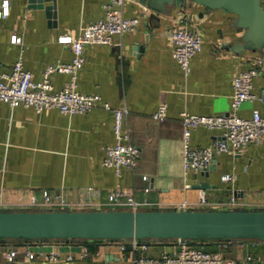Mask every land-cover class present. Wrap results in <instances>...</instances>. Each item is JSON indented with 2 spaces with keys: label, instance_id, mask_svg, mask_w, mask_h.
I'll return each mask as SVG.
<instances>
[{
  "label": "crops",
  "instance_id": "1",
  "mask_svg": "<svg viewBox=\"0 0 264 264\" xmlns=\"http://www.w3.org/2000/svg\"><path fill=\"white\" fill-rule=\"evenodd\" d=\"M101 2L54 0L52 24L44 9L28 7L26 0H7V12L0 15V72L8 71L19 53L33 80L41 77L46 64L68 62V45L57 38L73 36L79 26L99 18ZM260 3L264 9V0ZM123 15L137 16L138 24L131 31L112 35L109 44L84 47L76 90L98 94L111 108H126L122 126L138 148L135 167L115 173L101 164L102 147L113 142L110 109L97 106L65 115L55 108L37 111L0 101V210H24L31 197L42 201L43 190L50 200L60 196L68 203L89 205L82 210H93L116 189L128 190L136 200L149 203L141 209H173L184 200L190 208L214 210L215 203L230 198L236 203L232 208H264V138L234 152L216 154L210 169L183 174L181 168L180 112L226 114L233 76L256 66V58L263 57L232 49L239 34L231 25L234 15L191 0L164 13L128 0ZM182 23L200 35V48L190 56L187 73L171 54V30ZM12 34L20 38L19 43L9 41ZM66 79L65 73L50 74L54 89ZM251 83L255 97L240 104L236 113L242 117H248L252 109L264 110V58ZM160 103L164 116L154 120L151 114ZM218 133L196 127L190 131L189 145L208 146ZM222 174L232 179L221 181ZM199 201L209 205L198 206ZM82 243L89 252L85 257L78 256ZM118 243L5 239L0 240V264H130L128 251L121 252ZM174 243V239H151L147 254L157 255ZM201 243L224 258L249 255L264 264L262 239H205ZM9 248L16 250L14 262L4 258ZM25 251L32 252L33 258H26ZM51 251L56 254L54 260L45 257Z\"/></svg>",
  "mask_w": 264,
  "mask_h": 264
},
{
  "label": "built area",
  "instance_id": "2",
  "mask_svg": "<svg viewBox=\"0 0 264 264\" xmlns=\"http://www.w3.org/2000/svg\"><path fill=\"white\" fill-rule=\"evenodd\" d=\"M128 0H102V14L94 21L78 27V32L71 36L60 35L58 42L68 45L71 58L68 62H52L44 66L41 77L33 80L31 72L23 68L19 53L8 71L0 72V101L9 107L17 105L32 107L39 111L44 108H55L61 114H81L94 107L110 109L113 116V142L102 147L104 155L101 161L103 166L111 167L115 173L120 169H133L136 165L138 148L129 140V133L123 129L122 121L127 112L124 106L111 108L107 102L101 101L98 94L81 93L76 90L77 72L84 62V47L92 44H109L112 35L133 30L139 22L137 16L123 15V5ZM131 1V0H130ZM7 12V0L0 2V15ZM172 41L171 54L184 73L189 70L188 60L200 48V35L190 30L184 23L173 28L170 33ZM12 43H19L20 38L12 34L9 38ZM263 57L256 58V66L238 72L232 78V91L229 110L226 114L200 115L181 111V168L183 174L187 171L206 170L214 156L222 152H234L242 146L264 138V110L252 109L248 117L239 116L236 111L243 101L251 100L255 95L251 91V79L262 64ZM54 71L65 73L67 79L54 89L50 74ZM164 116V104L160 103L152 112L151 117L159 120ZM196 127L218 130V137L208 146L191 147L189 145L190 131ZM145 179V176H142ZM232 176L222 174L221 181H229ZM145 188L144 190H146ZM42 201L36 202L30 198L24 210H82L89 205L65 202L60 196L50 200L46 190L41 192ZM198 206H207V202L199 201ZM196 205V206H197ZM97 209H127L138 210L149 207L146 201L136 200L125 189L110 191L103 202L95 205ZM190 204L186 201L177 203L173 209H187ZM214 210L232 208L236 206L233 198L227 202H217ZM153 209V208H152ZM109 242L119 241L121 252L127 250L130 264H258L249 255L242 259L224 258L219 252L207 249L203 239H174L170 249H163L157 255L147 254L151 239H103ZM202 240V241H201ZM87 247L81 244L79 257L88 255ZM7 262H14L16 250L9 248L3 254ZM26 258H33L34 254L25 251ZM49 260L56 258L55 252L45 255Z\"/></svg>",
  "mask_w": 264,
  "mask_h": 264
},
{
  "label": "water",
  "instance_id": "3",
  "mask_svg": "<svg viewBox=\"0 0 264 264\" xmlns=\"http://www.w3.org/2000/svg\"><path fill=\"white\" fill-rule=\"evenodd\" d=\"M26 1L28 7L44 9L54 24V0ZM136 1L146 9L164 13L186 0ZM191 1L234 15L231 25L239 34L232 49L264 58V9L260 0ZM212 164L213 160L208 169ZM127 238L264 240V208L0 210V240Z\"/></svg>",
  "mask_w": 264,
  "mask_h": 264
},
{
  "label": "trees",
  "instance_id": "4",
  "mask_svg": "<svg viewBox=\"0 0 264 264\" xmlns=\"http://www.w3.org/2000/svg\"><path fill=\"white\" fill-rule=\"evenodd\" d=\"M74 240H82V241H87V240H98V239H74ZM190 241H192L193 239H189ZM205 240V239H203ZM207 240V239H206Z\"/></svg>",
  "mask_w": 264,
  "mask_h": 264
}]
</instances>
